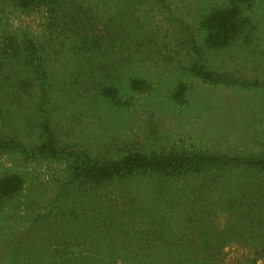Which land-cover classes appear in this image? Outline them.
Returning a JSON list of instances; mask_svg holds the SVG:
<instances>
[{
    "label": "rangeland",
    "instance_id": "374dc122",
    "mask_svg": "<svg viewBox=\"0 0 264 264\" xmlns=\"http://www.w3.org/2000/svg\"><path fill=\"white\" fill-rule=\"evenodd\" d=\"M15 1L0 0V180L22 183L0 198V264H264L263 171L94 183L76 161L264 157V0L242 6L221 49L201 21L232 0H62L54 24ZM22 39L35 70L9 47Z\"/></svg>",
    "mask_w": 264,
    "mask_h": 264
},
{
    "label": "trees",
    "instance_id": "16d2710c",
    "mask_svg": "<svg viewBox=\"0 0 264 264\" xmlns=\"http://www.w3.org/2000/svg\"><path fill=\"white\" fill-rule=\"evenodd\" d=\"M250 1L232 0L225 7L213 8L203 17L201 26L205 31V43L210 48L221 49L233 41L239 30L241 8L242 6H247ZM14 7L28 12L43 10L45 16L48 15V24H54L60 22L55 14L62 7V0H16ZM21 41L20 43L15 41L13 46L9 45V47L20 53L26 60V65L35 70L38 66L37 63H39L38 58H42L41 53L39 54L37 46L31 40H26L22 43ZM49 43L51 44L52 42L50 41ZM36 76L37 79L42 81L43 77L41 72L38 71ZM129 88L131 91L136 92H142L148 89L147 85L140 80H132L129 83ZM181 91V89H178L176 96L181 95ZM103 95L111 100L117 98L116 92L111 88H106L103 91ZM50 139V135L46 132L45 140L48 143V150H53L54 147ZM53 143L55 144L54 140ZM8 148H10L8 144L0 140V151H7L9 150ZM57 149L60 150L58 147ZM76 161L80 164L77 165L79 175L85 180L94 183L109 182L114 178L129 176L138 172L172 175L179 172L195 171L203 166H213L216 164H236L248 169H257L264 172V157L262 156L229 158L224 156L203 157L201 155L184 153L145 155L129 151L114 161L102 163L85 161L83 159H76ZM21 183V180L17 176L0 180V198L19 191Z\"/></svg>",
    "mask_w": 264,
    "mask_h": 264
}]
</instances>
